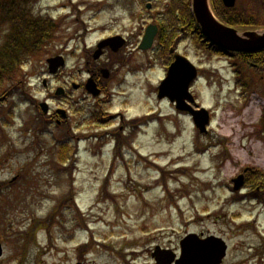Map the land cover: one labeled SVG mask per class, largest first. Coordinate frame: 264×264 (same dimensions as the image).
Wrapping results in <instances>:
<instances>
[{"label":"rangeland","instance_id":"374dc122","mask_svg":"<svg viewBox=\"0 0 264 264\" xmlns=\"http://www.w3.org/2000/svg\"><path fill=\"white\" fill-rule=\"evenodd\" d=\"M114 1L39 0L33 11L60 24L59 38L17 68L18 83L38 101L58 85L72 79L79 83L85 79V49L107 35L120 34L129 39L126 54L137 50L152 14L162 11L167 3L132 0L126 6L119 0L113 8H105ZM146 2L153 3V11L146 9ZM2 36L0 32V45ZM178 48L202 71L192 92L198 104L212 113L208 133L200 134L189 116L178 115L172 104L157 98L154 89L165 76V60L151 52H136L131 65L125 61V66H120V88L112 85L109 112H120V126L130 133L116 159L112 137L97 140L89 135L116 129L118 119L106 126L92 125L83 121L85 114L77 113L76 105H65L77 113L71 133L82 135L81 140H71L78 151L68 156L66 165L57 148L62 145L59 140L67 138L64 130L51 127L40 133L33 106L14 99L0 102V264H76L80 258L92 264H119L118 256L107 252L104 244L117 248L123 239L143 238L144 229L157 234L165 231L154 229L172 230L176 238L189 231L215 232L220 228L237 230L234 236L227 235L235 245L233 254L237 263L250 264L248 253L264 238L259 231L264 227V208H255L249 201L230 205L227 181L246 166L264 172V133L260 131L264 80L259 82L264 73L246 68L254 82L251 89L258 90L251 93L237 86L239 59L214 56L194 38L182 41ZM58 54L64 55L67 65L55 77L49 75L46 60ZM143 61L149 67L142 68ZM130 66L140 70L130 72ZM87 102L93 109L95 102ZM148 113L163 117V121L150 124L135 139L136 132L124 121ZM221 113L234 115V122L226 126ZM81 121L84 124L78 125ZM70 165L71 173L65 170ZM228 214L235 215L236 224L225 223ZM79 219L89 231L77 228ZM39 220L51 225L32 228Z\"/></svg>","mask_w":264,"mask_h":264},{"label":"flooded vegetation","instance_id":"af4514ba","mask_svg":"<svg viewBox=\"0 0 264 264\" xmlns=\"http://www.w3.org/2000/svg\"><path fill=\"white\" fill-rule=\"evenodd\" d=\"M95 51L96 48H93L85 52V79H83L82 83L76 90L81 91L83 96L87 97L89 101L93 100L95 104L97 103V106L93 109L90 104H88V107L84 106V108L89 112L94 110L96 113H99L102 110L103 104L108 102V100H111L113 96L112 85L114 83L120 85V49L114 51L110 47L104 48L101 56L98 58H95ZM87 78H91L97 86L99 93L96 96L89 94L85 90L84 81H86ZM72 92L73 91L69 87H66L63 94L64 96L61 99L63 105H65L70 99L75 101V105L78 104L76 103ZM81 100L86 99L82 98L80 101ZM76 108H78L79 113H83V107L76 106ZM57 109H59V106H57ZM67 111L68 116L65 113H58L56 112V109L51 108L49 119L60 127L70 125L71 117L75 115V112H71L68 107ZM115 117L120 119V112ZM254 177L255 171H246L245 183L241 193L245 195L246 200L249 199L250 201L255 202L256 205H262L264 204V177H261L260 179H254ZM229 189L230 191L232 190L231 184H229ZM233 195H235V193L231 191L230 197H233ZM219 220L220 218H218V222ZM223 220L229 225L232 224L230 220L227 221L224 218ZM160 230L165 232L160 234H145L146 236L143 238L137 237V239H134L132 244L121 243L119 264H158V258H165L164 261L166 262L171 261L169 264H177V262L181 260L183 254L181 241L187 233L178 235L175 238L174 232L171 231V233H168L166 231L167 229ZM197 233L199 236L198 238L200 239L216 236L227 243L228 247L225 256L221 259L219 264H241L237 263L236 256L234 255L236 252V249L234 248L235 245H231L229 243V238H227L229 233L234 236L237 233V230L232 231L231 228H220L215 232L199 231ZM262 241L259 242L258 246L260 247L254 249V251L256 252L257 250L261 256V258H256L257 253L255 254V259L257 260L255 264H264V239ZM197 256L200 261L202 258L212 256V253L210 251H202ZM248 258L250 264H252V255L248 254ZM185 264H190V262L188 261V263Z\"/></svg>","mask_w":264,"mask_h":264},{"label":"trees","instance_id":"16d2710c","mask_svg":"<svg viewBox=\"0 0 264 264\" xmlns=\"http://www.w3.org/2000/svg\"><path fill=\"white\" fill-rule=\"evenodd\" d=\"M170 1L165 20L167 21V18L172 20L174 32L179 33L184 27L193 35L196 34L197 24L192 16L190 1ZM26 2L28 0H0V27L3 30L5 27L9 29L4 39L5 42L0 47V92L11 94L17 88L21 98L25 97V92L23 86L15 78L17 68L28 63L29 57L35 55L45 43L51 41L54 38V31L58 29L57 24L48 17L34 16L30 6L25 4ZM250 8V15L224 7H216V10L229 23L254 27L264 26V0H251ZM167 30L168 27L164 26L160 35V46L164 54L165 51H170L172 45L175 44L174 35H167ZM252 60L264 65V51L253 55ZM66 155L67 151L63 148L61 156L64 158Z\"/></svg>","mask_w":264,"mask_h":264},{"label":"water","instance_id":"95a60500","mask_svg":"<svg viewBox=\"0 0 264 264\" xmlns=\"http://www.w3.org/2000/svg\"><path fill=\"white\" fill-rule=\"evenodd\" d=\"M227 6H233L235 0H224ZM193 8L196 19L200 25L203 34L215 45H218L226 50L243 52V53H255L264 50V32H247L244 37H241L236 30L226 27L220 24L212 15L209 9L208 0H193ZM157 33V27L150 25L146 31L144 40L140 46L141 49L149 48L154 40ZM116 38L105 40L100 43L99 47L106 45H119L116 42ZM123 45V40L120 38V47ZM50 72L55 73L60 66L65 64L63 57L57 56L48 59ZM197 76V70L186 58L183 56H177L176 61L170 66L166 79L162 82L159 87V97H169L172 101H177L178 108L182 110H188L194 116V120L197 126L204 131L206 124L209 122V115L205 109L194 110L188 107L186 100L194 101L192 95L189 93V87L193 80ZM88 87L92 90L93 83L90 80ZM59 92V91H58ZM187 105V106H186ZM46 106V104H42ZM187 108V109H186ZM236 189L240 188L243 183V176H239L235 179ZM187 257L184 258L186 263L190 264H215L214 257H205L199 261L198 253L206 251L208 249L207 241L198 242L195 241L194 236H190L186 239ZM2 254V247L0 245V256ZM223 247L216 249L215 255L222 256ZM191 257H194L193 260Z\"/></svg>","mask_w":264,"mask_h":264},{"label":"bare ground","instance_id":"6f19581e","mask_svg":"<svg viewBox=\"0 0 264 264\" xmlns=\"http://www.w3.org/2000/svg\"><path fill=\"white\" fill-rule=\"evenodd\" d=\"M215 106V105H214ZM220 116H224V120H222V122L226 123V126H229V124H232L234 122V118L235 116L234 115H229V114H220ZM219 116V117H220ZM202 169V168H201Z\"/></svg>","mask_w":264,"mask_h":264}]
</instances>
